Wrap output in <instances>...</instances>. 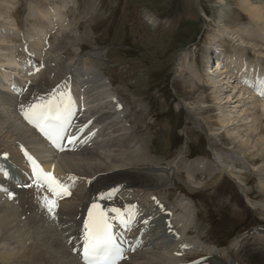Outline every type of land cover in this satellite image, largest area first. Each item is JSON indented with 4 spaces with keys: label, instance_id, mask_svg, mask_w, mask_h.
Segmentation results:
<instances>
[{
    "label": "bare ground",
    "instance_id": "obj_1",
    "mask_svg": "<svg viewBox=\"0 0 264 264\" xmlns=\"http://www.w3.org/2000/svg\"><path fill=\"white\" fill-rule=\"evenodd\" d=\"M19 3L20 0H0V141L4 139L14 141L17 147L22 148L20 152L28 155L31 161L33 160L41 164L46 173L52 174L55 177L63 174L80 175L87 177L88 181L90 180L91 182L87 181L86 183L89 194L82 196L79 201L76 199L79 202L78 205L71 206L70 202H68L60 210L49 212L48 208L45 207V203L40 201V198L45 195L44 190L34 187L29 189L21 187L20 189H16L14 185L18 186L21 182L14 183L13 186L10 185L9 180H13V173H10L9 168L6 166V161L0 157V261L5 264H82L79 253L84 238L83 226L89 218L91 205L97 203L102 208L104 205L111 203V199H116V191H129L128 189L123 190V187H118L115 191V184L124 182L125 180L128 181L127 177H132L131 174L133 171L131 168L134 169L137 161V163L146 161V152H148L146 146L149 137L148 134H144L143 137L139 135V127L135 128L137 125L136 121L132 119V115H128L129 106H126V99L124 100L122 98L118 92V88H115L109 77L105 74L104 65L101 68L96 66L93 69L87 61L80 62L81 58L79 54L71 55L68 48L63 47L61 44L53 52L51 50L53 55L46 58V63L44 62L42 64L43 66L40 64L42 66V75L39 77V80L24 81L14 76L13 72H17V76L20 75V67L24 64L23 51L21 49L23 47L22 36L25 35V31L27 35L29 34L32 37H29V35L28 37H24L26 39H32L33 41L36 37H42V34L47 35L53 30L63 33L70 28L65 17L67 18L69 13L74 11V8L78 9L77 7H71L67 0H29L27 1V10H33L36 17L44 25L39 29L35 27L28 29L26 27L24 30V27L20 28L17 25V19L15 20L11 16V12L17 8ZM220 3L221 10L219 12V19L215 23V28L219 29L213 31L214 33L208 37L210 45L218 43L216 41L218 37L224 38V41L227 39L229 41H233V39L237 40V37H235L237 31H231L229 26L227 24L225 25L228 13H231L232 7L228 5L227 0H221ZM235 5L242 14L247 16L252 24L250 25L252 27L254 25L256 31H259L263 35L264 0H239ZM54 6L57 7L55 8ZM154 23L155 21L152 22L153 25ZM26 25L28 26V24ZM242 28L239 27L241 34L239 32L238 34L245 39L247 34L244 31L242 32ZM241 36L238 38H241ZM243 39L241 41L240 39L238 40L240 45L234 46V49H242L245 43H242ZM27 42L29 41L27 40ZM223 42L215 46L218 49L216 53L215 51L211 52L212 59H215L218 55L217 67L214 70L213 68L215 66H213L210 68L209 73L207 72L208 75H205V86H211L210 89L212 88L214 90L213 92H215L216 96L219 95L217 98L218 102L216 100L214 101L219 103L220 109H231L228 111V118H225L223 122L220 121V125L217 126L218 129L235 127L239 130L249 126L252 120L256 123L255 131L247 130L246 132H240L241 134L237 133V136L232 135V137L230 135L232 133H230V138H227L230 142V149L241 154L249 165L251 164L252 167H256L259 163H264V143H262L264 140L259 139V134L257 135L259 127L264 129V96L260 94V98L262 99L258 106L260 107L258 108L260 111L255 113L254 116L251 115L253 114L252 108H250L251 106L248 109L245 106L246 104L242 107L248 109L245 111V114L248 116H244L246 117L244 119L240 117V114L239 116H234V114L238 115L236 111H233L235 107H230L229 105H235L236 103L243 104L245 102H242L240 97V99L236 100L240 92L236 94L235 90L237 88L230 87L229 81H233V84L234 82L244 85L247 83L249 86L256 87L259 85L260 87L264 83V70L250 69L247 71L248 74L245 75L244 70L246 69V64L245 60H243L245 56L237 58L236 53L238 51L233 50L232 53L234 54H230L232 59L229 56V59L232 60H230L231 69L228 71L224 70L225 72L222 70V73L220 59L221 57L223 59L227 58L225 54L228 51L224 48L225 44ZM29 47H27L28 50ZM38 47H40L39 50L44 49V46H41L39 43L34 47V50H38ZM62 51L64 52L62 53ZM254 51L259 52L256 48ZM241 52L243 51L241 50ZM258 54L261 53L255 55ZM8 55H13L14 59L12 61L3 60V57H8ZM184 56L177 69L179 75L188 72L189 65L186 66V61L184 62V59H187V55L185 54ZM95 58L100 60L99 55H96ZM30 59L36 69L41 56H36L35 58L31 54ZM36 61H38V64H36ZM226 64L229 65V63ZM192 67L196 69L197 63H194ZM188 73L193 75L192 72ZM226 79H229V81L227 80L228 83L225 82ZM187 82H189L192 88L196 86L193 78L187 79ZM234 94H236L235 97ZM200 100L199 103L205 104L202 99ZM131 106H136V102H133ZM29 109L45 111L48 115H59L62 113L67 116L69 124L66 136L69 141V146L65 151L52 150L43 142L41 139V130L25 119L26 115L31 114ZM49 109H51V112L48 111ZM143 116H146V113ZM69 129L71 133H69ZM226 131L229 132L228 129ZM244 136L247 137V140L240 142V138ZM0 152H5L1 146ZM11 154L12 160L20 158V156H15L14 151ZM126 161H129V164H126ZM232 161H234V165L241 164L244 167L243 169H246L245 164L235 158ZM206 162L208 163L205 164L204 168L210 171V173L211 171L212 173L216 172L221 176L226 173L235 180H242V175L239 172L221 161V155L219 156L217 154L214 162ZM192 168L194 171L192 172L193 169H191V173L194 178L198 177L196 172L204 171L202 169H196L194 166ZM256 169L259 168L256 167L254 171H258ZM259 172L260 174H264V169H259ZM179 174L180 172H177L176 175L178 176ZM3 175H8L6 180H4ZM158 177L154 182L155 184H157L156 182L162 183V179ZM22 180L23 184L27 180L24 174L22 175ZM242 183L248 185L247 181H243ZM258 186L260 189L259 193L264 197L263 176L259 177ZM17 191H20L23 196L13 199L10 194L16 196ZM98 192H100V195L96 196ZM250 194V190L245 192L246 199H249ZM102 195L105 197L104 199H100ZM74 196L65 195L64 198L67 201L73 202L76 198ZM119 201L125 202L121 199ZM141 201L144 202L145 200L142 198ZM126 204L130 205L132 211L136 206V203L133 201L127 202ZM251 204L257 206L256 203ZM263 204L264 202L258 205L264 208ZM175 210L177 212L181 211L185 219L190 218L189 210L179 207H176ZM48 212L55 216L56 214L58 216L61 215L60 221L64 229L62 230V235L65 237L68 245L62 241V238L55 230L51 232V229L47 228L49 231H44L46 229L44 224L45 215ZM203 212L201 211L197 215L199 221L204 219L202 217ZM143 214L139 216L137 215V211L133 212L129 224H124L121 218H119V221H116L117 233L123 242H130V240L123 236V233L133 231L134 227L138 229L135 232L137 234L136 236L140 238L142 236V230H146V232L153 230L152 233H156L159 228L162 229L166 226L162 218L160 221H152L151 218L147 219L143 217ZM139 217L143 219L138 220ZM16 223L29 226V229L36 234L33 233L35 248H30L27 244L26 238L29 237L27 234L19 236L12 230L13 228L19 227ZM176 225L183 231L184 236L192 237V235L197 234V238L203 241L201 236V231L204 229L203 224H198L194 230L191 229L187 221H178ZM31 239L29 238L28 240L30 241ZM158 241L161 244L158 245L156 243L154 247L158 251L170 249L172 251L184 252L185 244L189 243L185 239L181 243L178 240L168 241V236L165 233L160 236ZM244 241L239 243L241 245L240 249H235L234 244L237 243V240L232 242L231 246L228 247V254L230 255L231 253L233 256L229 262L225 261L224 254L210 253L206 260L193 264H251V260L256 264H264V248L254 249ZM239 254L240 256H238ZM153 256L147 261V264H192V261H190L192 256L187 254H184L182 257L173 255L165 256L163 254Z\"/></svg>",
    "mask_w": 264,
    "mask_h": 264
},
{
    "label": "rangeland",
    "instance_id": "obj_2",
    "mask_svg": "<svg viewBox=\"0 0 264 264\" xmlns=\"http://www.w3.org/2000/svg\"><path fill=\"white\" fill-rule=\"evenodd\" d=\"M27 1L29 0H20L17 8L11 12V16L15 20L17 19V25L20 28L24 27V30L26 27H28V29L34 27L39 29L44 25V23L36 17L33 10H27ZM69 1L71 2V7L78 8H74V11L72 13H69L68 17L66 18L68 21V25L70 26L69 29L72 28V24L74 22L83 18V14L85 13L84 9L81 10L82 6L85 7V10H90V12L93 11V13L90 15L85 14L86 17H84L82 20L86 21L84 24H80V22H77L78 26L75 23L73 24L74 26H77V28H75V30L77 31V35L67 33L69 29L63 33L58 32L57 30L51 31L52 33L50 32L51 34L49 33V35H53L51 39L54 40L50 42L51 46L53 47L54 43V47H57L59 41L61 40V36L67 33L70 36L74 37L70 39L66 34L64 39L62 40L64 44H60L63 47L67 46L71 55H76V53L79 52L78 49L80 44V41H76V37H81L82 42L84 43L80 44V50L82 51L81 53L86 51L82 54V56H87H85V58H81L80 56V62L87 61L93 69H95L96 66L101 68V66L104 65L105 74L109 76V78L111 79L110 81H112L119 88V93H121L127 101H131L132 103L136 102L138 107L135 108V106L133 108L139 112L141 109H144L146 105V110L147 112H149L148 117L143 116V114H145V111H141L142 114H139L140 121L144 122L145 118H147L145 126H143V130L148 131L150 136V140L148 142V148L150 152L149 160L141 166H136V169L138 170H135L133 168L131 169L133 173L139 174V176L145 174L147 179L150 177H147L146 174L152 175L153 179H156V176H164V183L167 181V186H160L158 185V182H156L157 186L150 185V183L147 184V180L138 178L137 180H140L144 184H146L144 185V188L137 186L133 187V190H140V192L142 193V195L140 193V195L138 196L139 201H141L143 198V200H145L144 202H146L149 197V195L147 194H150L149 191L154 194H159L158 197L164 200H166V198L170 195L173 197V202L176 201L175 203L177 206H189L191 208V226H194L196 224V214L198 208H204V210H208V208L212 207L217 212V214L214 216L215 218L212 217L213 212L209 214V211L200 209L199 213L201 211H204L202 213V217L205 218L204 214L206 213L209 214V217L212 218L211 221H213L211 223H213V225L215 226L214 232L218 231V236L215 239L225 243L226 239H222L219 235L228 236L236 229V236L233 240H235L236 238L245 239L237 240V243L234 244L235 249H240L241 245L239 243L244 240L245 243H248L254 249L264 248V208L258 205L264 202V197L259 193L260 189L258 186V179L259 177L263 176V174L258 173L259 169H264L263 162L259 163L256 166L259 168L256 169L258 170L256 172H252V170L246 171L247 168L250 169L249 166H247L246 169H242V165H235L238 172L243 173L244 170V172H246L241 176V181H247L249 189L254 192L253 200L255 202L250 200L249 203H256L257 206L251 204L252 207H248L246 204L243 207V204H241L239 201L240 198L238 197L239 200L237 198V193L240 190L239 187L236 186V189L234 184H232L231 180L228 179L226 175L223 174L228 188L230 185V188L233 187L235 191L231 188L230 191L218 193L216 189L220 184L222 178L212 179L209 177L215 176L218 173H212V171L210 173V171L203 168L202 170H204L203 173H205V175L201 171L196 172H200V180H195L189 177L190 175L186 173L188 172L187 168L190 167L193 162L198 159V157H195L197 153L201 154V157H207L211 160L213 154L218 152V155H221L225 162L229 165H232L233 168V157L235 159L241 160L242 163L244 162L243 164L249 165L247 161L244 160V158L243 161L242 159H240V157L242 156H240L236 151L233 150L234 154L233 152H228L227 147L230 145V142L229 140H227V138H230V135L231 137L232 135L237 136V133H242L244 131L246 132L247 130L255 131L256 123L252 120L249 126L245 128L243 127L239 130H237L235 127L218 129L217 126L220 125V121L223 122L225 118H228V111H230L231 109H220V105L219 103H217V98L219 95L216 96L215 92H213L214 90L212 88V90L210 89L211 86H205V75H208L207 72L210 71V68H212L213 66L217 67V65L215 64V62L217 61L215 59H211V57L208 55L209 53L203 46L206 45L205 43H210L208 37H210L214 33L213 31L219 29L215 28V23L216 21L218 22L219 19L221 0H80V2L79 0H67V2L70 4ZM235 1L238 2L239 0H227L228 5L232 7V11L231 13H228L226 19L227 22L225 21V25L227 24L231 31H237V35H235V37H237V40L233 39V41H229L227 39L228 41H224V38L222 39L221 37H218L216 39L218 43H215V45L209 44V47L214 48L215 46H217V44L219 45L220 42L222 43L224 41V48L228 51H226L225 54L227 58L223 59V57H221L220 59V63L222 64V73L224 70L228 71L229 69H231L230 60L232 58L230 54L233 52V50L238 51H236L237 58H240V56H245L243 58L246 64V71L244 70L245 75L248 74L247 71H249L250 69L263 71L264 34L262 35L259 31H256L254 25L253 27L251 26L252 24L248 20L247 16L242 14L239 9H237ZM77 2L78 5L74 4ZM54 7L56 8L57 6ZM78 12L80 14H78ZM159 17L161 19H170L161 20ZM150 19L152 22L155 21L154 25L151 21H149ZM26 24H28V26ZM238 26L240 28L243 27L241 29L242 32L244 31V33L247 34V37L245 39H243V37L239 35L241 34V32ZM80 30L81 32L80 34H78ZM28 35L25 31V35L22 36V39H26L25 37H28ZM57 35L59 37H57ZM240 36L241 38H238ZM29 37L32 36L29 35ZM58 38H60V40ZM239 39L240 41L241 39H243L242 43L245 42V46L243 45L242 49H234V46L240 45L238 42ZM34 41H30V47L29 45L25 46L29 47V50H25V52L27 51V54L31 52L34 55H37L40 52L41 55L42 50H39L38 48V50H34L32 47L38 45L39 43L43 44L45 41H42L41 38H35ZM200 42L202 46H200ZM96 44H99V46H97ZM81 46L83 47L81 48ZM255 48L258 49L259 52L254 51ZM241 50L243 52H241ZM50 52L48 51V49L45 50L44 56L48 55L47 57H50L51 55H53V53ZM63 52L64 51H62V53ZM185 53L187 55V59H184V62L186 61L185 65H189L187 70L190 73L192 72L193 75L189 74L188 72L181 75L177 73V69L180 66L179 62L182 61L180 59L181 54L182 56H184ZM257 53L261 54L255 55ZM27 54H25L27 57L24 55L25 61L23 63L25 67H28V65H32V62L30 61ZM95 54L100 56V60H97L95 58ZM229 56L231 59H229ZM12 59V56L9 55L8 57H3V60L5 61H12ZM227 59H229V62L227 61ZM195 62H197L196 69L192 67ZM225 62L229 63V65ZM36 64H38V61H36ZM40 64L42 65L44 64V62L41 63V61L39 60V65ZM41 71L42 69L31 71L24 68L19 71L20 75L17 76V72H13V74L14 76L22 80L32 79V77H38L35 78V80H39V77L42 75L39 74L41 73ZM188 76L189 78H193L195 80L196 86L194 88H192L189 82H187V79H189ZM227 80L229 81V79H226L225 82L228 83ZM229 82L230 87L237 88V91L235 90L236 94L237 92H240V95L238 94L236 100L241 98L242 102H245L243 104L236 103L235 105H229L230 107H235L233 108V111H236V114L238 115L234 114V116H239L240 114V117H242L243 119L246 118L248 116L245 114L247 108H252V116L260 111V109H258L260 108L258 107L261 102L260 100H262L260 98V91H264V83L260 87L258 85L257 87L250 88V86H247V84H238L237 82H234L233 84V81ZM200 85L203 87H201ZM232 91H234V89H232ZM236 94H234V97ZM248 97H250L249 100H247ZM200 99H202L205 104L199 103V101H201ZM214 100H216L217 102ZM243 105H245L247 108H243ZM139 106H141V108ZM167 111H169V113H167ZM132 117V119H134L137 123L135 128L139 127V135L143 137L140 131V123L137 122L134 115H132ZM251 119L253 118L251 117ZM182 123L183 126L180 127V124ZM159 127H162L163 130H159ZM226 129H228L229 132H227ZM263 130L264 129H261V127H259L257 132V135L259 134L258 138L262 140H264ZM176 135L184 137V141L181 146H176L175 148V145L178 141ZM240 140V142L246 141L247 137L244 136L243 138H240ZM7 143H12V140H1L0 146L3 147L5 152L14 151L15 156L19 157L22 148L17 147L16 144H14V146H9L7 145ZM262 143H264V141ZM183 152L184 156H191L190 160L179 158L181 157V154ZM221 152L223 153V155ZM147 153L148 152H146V155H148ZM214 156L216 157L217 154ZM203 159H200L198 161H201L200 163H203L205 167V164H207L208 162ZM222 162L224 163V161ZM174 163H177V165L173 167L172 165H174ZM179 165L183 167V172L187 174V176L184 174L179 179L176 178L177 184L174 187L173 179L175 178V172ZM194 167L196 168V165H194ZM256 167H252L253 170ZM140 169L144 170L142 171L144 174H142V172L138 173ZM191 169H193L192 166ZM193 171L194 169L192 170V172ZM180 174H182V172H180ZM72 176H77V178H75L74 180H79L80 182L83 181L82 183H84L85 185L88 181L87 177L84 176ZM191 179H193L194 182H192L193 180ZM66 180L67 179L65 178L64 181ZM177 187H180L183 189V191L190 193V196H192L195 200L194 205L197 206V208L192 207L188 199H183L182 195L176 193L175 190ZM243 187L245 188V185H243ZM74 188L75 191L72 192L77 196L78 194L83 195L84 193H87V190L82 184H79ZM228 188H226V190H228ZM145 190L146 193L148 192L147 194L144 193ZM19 193L21 196L18 198H21L23 194L21 192ZM228 193L233 196V200L237 202L239 207L236 205V203L231 204V197L227 196ZM251 195L252 193L250 194V196ZM45 196L46 194L42 198H45ZM141 202L144 203L143 201ZM65 204H62V207ZM220 212L221 214L223 212L221 219L225 218L224 215H228L232 225L223 224L224 222H227L226 220H223L221 224V226L224 225V227H220V223L217 224L216 220L219 218L218 215ZM51 216L52 215L49 212L45 215V228L53 227L57 234L62 238V241L66 245H68L65 237L62 235V230L64 229L60 221L61 215L57 216L56 214L52 222V218H50ZM178 217L181 216L176 215V218ZM48 222L51 223L49 224ZM16 224H18L17 226L19 227L13 228L12 230L15 231L19 236L24 233V229L29 228V226H26L24 224ZM242 224H244V226H240ZM208 228L210 227L208 226L207 222L206 230H208ZM259 230L261 231L259 232ZM203 231H201V236L204 241L205 238L202 234ZM222 231L227 232H225L224 234ZM220 232L222 234H220ZM31 234L32 236H34L33 232L27 233V235H29V238H32L30 241L28 240L29 238H26L27 244L30 248H35V241H33V237H31ZM248 236H251L252 239ZM192 237L197 238L198 235L194 234L192 235ZM151 240L154 239H150V241ZM229 244L227 245V247L229 246ZM195 245H198L204 250H215L223 253V256L226 259H229L226 251L223 252L222 250H216L215 248L207 247L204 244L200 243H195ZM237 246H239V248H237ZM70 252L72 251L70 250ZM168 252L170 251H164L162 254H167ZM152 253H155V251H153L152 249H147L144 250L143 255H146L147 258H152ZM229 256L233 257L231 253ZM238 256H240V254ZM139 257L141 258V255ZM226 259L225 261H227ZM145 262L146 260L141 258L137 261L130 260L129 262H127V264H144ZM0 264L5 263L0 261ZM251 264L256 263L251 260Z\"/></svg>",
    "mask_w": 264,
    "mask_h": 264
},
{
    "label": "snow or ice",
    "instance_id": "obj_3",
    "mask_svg": "<svg viewBox=\"0 0 264 264\" xmlns=\"http://www.w3.org/2000/svg\"><path fill=\"white\" fill-rule=\"evenodd\" d=\"M264 96V91L260 93ZM51 112V109L48 110ZM30 115H26L25 119L29 121V123H33L35 127L39 128L48 139H52L51 130H46L44 127H41V124L51 123L53 119L56 120L57 125L61 124V122H66V116L62 115H48L45 111H36L34 109H29ZM69 114H70V106H69ZM63 130V129H62ZM57 139H61L59 134H56ZM71 142V141H70ZM34 177L37 181L38 187H44L49 192L53 194L58 199H62L65 195L68 194L67 187L62 186V183L58 181L55 177H53L49 173H44L39 166L34 170ZM105 197L102 195L100 199H104ZM45 205L48 208L49 212H52L57 204L56 201L53 200L51 202L45 201ZM98 205H92L93 209H97ZM117 214H119L118 209H112ZM105 214L103 212L100 213V220L93 221V212L89 211V220L93 221L91 224L86 223L84 225L85 228V247H84V257L85 264H89L90 261H96L100 256H103L108 251L112 250L114 247V240L111 234L110 226L107 223V220L104 218Z\"/></svg>",
    "mask_w": 264,
    "mask_h": 264
}]
</instances>
